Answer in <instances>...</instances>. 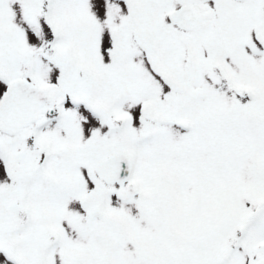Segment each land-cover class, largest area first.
I'll return each mask as SVG.
<instances>
[{"label": "snow or ice", "instance_id": "6c2138e0", "mask_svg": "<svg viewBox=\"0 0 264 264\" xmlns=\"http://www.w3.org/2000/svg\"><path fill=\"white\" fill-rule=\"evenodd\" d=\"M0 264H264V0H0Z\"/></svg>", "mask_w": 264, "mask_h": 264}]
</instances>
